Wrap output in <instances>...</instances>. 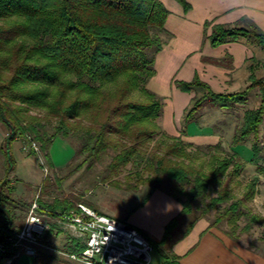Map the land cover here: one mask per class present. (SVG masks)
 <instances>
[{
    "label": "trees",
    "instance_id": "trees-1",
    "mask_svg": "<svg viewBox=\"0 0 264 264\" xmlns=\"http://www.w3.org/2000/svg\"><path fill=\"white\" fill-rule=\"evenodd\" d=\"M176 1L184 9L190 6L186 0ZM167 14L160 0H0V122L9 130L0 148L8 164L6 170L13 162L9 145L17 135L31 133L50 167L48 150L52 140L58 135H71L78 141L76 153L83 155L81 163L88 161L90 165L111 149L114 153L107 164V178L130 164L128 174L134 173L138 182L152 181L150 191L164 182L181 203L180 213L166 223L157 243L172 244V232L181 215L198 210L186 224L185 234L209 209L216 210L209 226L224 221V232L237 239L255 223L264 226V218L247 205L254 195L257 177L249 179L240 197L232 194L226 184L208 196L222 175L231 181L243 161L236 153L212 155L206 171L188 162L185 146L189 143L161 130L158 118L162 97L146 86L155 72V55L170 35L164 28ZM209 24L205 21L204 27ZM204 37L211 46L243 41L264 49V32L246 17L234 24H212L211 32ZM249 79L246 87L228 93L213 91L197 76L190 82L174 80L181 90L195 91L183 112L184 125L198 122L205 103L231 107L243 102L249 89L258 87V106L245 111L231 144L255 133L264 112V82L253 73ZM135 90L143 98L135 97ZM32 108L41 110L42 115L33 114ZM155 134L162 139L157 138L152 151H148L146 143ZM164 138L169 141L163 142ZM205 147L219 148L220 144ZM252 151L256 158L257 146L253 145ZM28 153L34 155L32 150ZM143 169L150 174L142 176ZM257 170L262 172L259 165ZM10 191L4 177L0 181V224L16 230L21 224H17L15 210L19 206L26 210L29 203L15 200ZM45 203L60 210L74 207L65 198ZM241 220L242 225L238 223ZM260 241L264 244V227ZM149 243L152 248L156 246L152 240ZM248 246L264 256V246ZM83 247L73 240L63 245L67 252ZM34 259V264H71L56 255L40 253ZM10 264L24 263L17 258ZM163 264L181 263L171 255Z\"/></svg>",
    "mask_w": 264,
    "mask_h": 264
},
{
    "label": "crops",
    "instance_id": "crops-1",
    "mask_svg": "<svg viewBox=\"0 0 264 264\" xmlns=\"http://www.w3.org/2000/svg\"><path fill=\"white\" fill-rule=\"evenodd\" d=\"M186 1L190 6L184 9L176 0H160L168 10L164 28L170 35L165 38L161 49L155 55V72L146 86L162 97V110L158 118L162 131L171 136H180L181 141L194 148L217 143L221 145L228 140L227 135L229 140L232 138L231 132H226L227 124H230V112H222L216 106L206 105L200 110L197 123L189 122L184 125L183 112L190 104V98L195 95V91L181 90L174 80L190 82L197 76L218 93L235 92L247 86L249 75L253 73L254 47L243 41L211 46L204 35L211 32L212 24H234L241 17L250 19L264 32V0ZM205 21L210 22L206 27ZM8 133L6 125L0 122V147ZM61 138L65 140L63 137H55L52 142L62 141ZM14 140L18 141L14 151L23 156L20 141ZM51 145L48 150L51 168H62L69 159L60 166L54 165L50 154ZM239 148L242 149L233 146L232 152L241 156ZM244 152L248 155L244 159L249 160V152ZM5 161L0 148V162L5 164ZM21 166L26 171L35 172L36 169L25 164ZM36 172L33 180L40 185V171ZM6 174L0 177V181ZM181 207L175 197L156 188L149 192L140 205L124 216V221L137 229L147 240H158L163 235L166 223L180 213ZM172 250L181 264H264V256L260 252L249 247L239 237L231 239L224 229L209 226L204 218L197 219L188 233L173 245Z\"/></svg>",
    "mask_w": 264,
    "mask_h": 264
},
{
    "label": "rangeland",
    "instance_id": "rangeland-1",
    "mask_svg": "<svg viewBox=\"0 0 264 264\" xmlns=\"http://www.w3.org/2000/svg\"><path fill=\"white\" fill-rule=\"evenodd\" d=\"M252 66V72L254 76L256 78L262 77L264 82V49L257 45L254 46V58L252 61ZM133 95L137 98H143V95L136 90L133 91ZM258 103L259 89L258 87H252L249 89L243 102L234 103L231 107H219L220 111L222 112H230L228 117L230 124H227L228 128H226V132H231V135L233 136L236 129L241 126L240 124L243 122V115L245 111L256 108ZM206 105L208 104L205 103L203 107ZM31 112L38 115H42L43 113L41 110L35 108H32ZM29 134L32 137L31 133L17 135L16 137V139L20 141L19 146L23 152V156L17 155V153L14 151V149H17L18 141L13 140L11 142L9 151L14 156V160H12L13 162L11 163V167H9L8 170H6L8 164L0 162V177L7 173L5 178L7 180V186L10 187V196L12 198L29 203V205L34 200L36 201L38 208H36L35 211L39 213L48 224V229H46L47 231L45 232L43 239L47 244L53 247V250H49L41 254L56 255L71 264H81L68 259L66 256L61 254L59 250L65 251L63 245L67 242H70V240L84 244L83 240L80 237L73 235L70 229L64 227L61 218L56 216V214L54 215V213L51 211L61 213H67L71 209L77 211V209H80L78 205L83 204L96 211V213L99 212L106 214L125 222L124 216L141 204L145 195L152 187V181L141 180L138 182L137 176L134 173L128 174L129 170H132V168H130V164H127L126 167L122 168L117 175L107 178V164L114 152L109 149L106 153L102 154L99 160H94L90 165L88 164V161L81 163V158L83 155L76 153V149L79 146L78 141L74 136L71 135L63 137L65 139L64 141L61 138L63 142L56 140L54 143L52 142L50 150L54 165L60 166L62 163H66L67 159H69V162L62 168H51L47 164L48 170L46 174H43V171L41 170L35 155L29 154V150L25 151V149H22V146L26 143V135ZM56 137L62 136L58 135ZM157 138L162 139L159 134H155L153 135L152 139L146 143L148 151H152L154 145L157 143L155 142ZM227 139L228 140H226V143L221 144L219 148H206L204 146L194 148L192 146L186 145V160L206 171L208 167V161L212 155L222 157L227 154L234 153L232 152L233 146L242 147V149L239 148L241 150H239L241 156L236 153V155L239 156V159L243 161V166L240 168L238 174L235 175L231 181H226L227 176L222 175L219 184L208 193V196L215 195L216 188H219L220 185L226 184V186L230 188L232 194L240 197L246 190L249 179L256 176L257 185L255 186V192L253 193L254 195L251 200L247 201V205L250 206L252 212L258 213L264 218V176L262 175V172L257 170V166L262 161L264 156V112L262 114L261 122L259 123L255 133H251L242 141L232 144V138L229 140L227 135ZM35 141L38 142L36 139ZM164 141L169 140L164 138L163 142ZM160 145L162 146L163 143ZM253 145L257 146L258 148V155L256 158H253ZM244 151L249 152V160L244 159V157H248V155H245ZM21 164H25V166L28 167H35L38 172L40 171V185L36 184L37 181L33 180V176L36 175L37 170L35 169V172L26 171L22 168ZM24 173H26V175ZM30 174L32 175L31 178ZM141 174L142 176H146L150 174V172L149 170L146 171L143 169L141 170ZM126 182L132 184V187L126 185ZM157 186V189L170 194V192L165 188L166 185L164 182L159 183ZM36 195L38 196L36 197ZM55 198L68 199L69 201L73 202L74 207L70 208L69 210H60L53 209L45 203L50 202ZM27 211L28 208L23 210L21 206L15 210V213L17 214L16 217L18 218L17 224L22 223ZM197 212L198 210H194L189 215L185 214L179 217L178 224L172 232V237L174 238L172 244H160L157 243L159 239L152 240L156 243V246L150 250V264H160L161 262L170 258L171 255L177 256L173 252L172 247L178 240L182 239L188 233L182 234L187 226L186 224L189 223V221L192 219V217H194L195 214H197ZM215 213V209H209V211L205 213V216L201 218L206 219L209 224V221L213 219ZM238 223L242 225L243 221L241 220ZM214 227L225 229L226 224L224 221H221L216 223ZM263 227V225L255 223L248 231L241 233L238 237L247 244L254 243L257 246L259 244L261 249L264 246V244H262L260 241V235ZM48 232L51 233L49 234ZM17 258L21 259L24 264L36 263L34 262V257L31 256L22 255L15 257L13 260H17ZM2 263H4V261H2Z\"/></svg>",
    "mask_w": 264,
    "mask_h": 264
},
{
    "label": "built area",
    "instance_id": "built-area-1",
    "mask_svg": "<svg viewBox=\"0 0 264 264\" xmlns=\"http://www.w3.org/2000/svg\"><path fill=\"white\" fill-rule=\"evenodd\" d=\"M25 142L22 149L33 151L43 174H46L48 166L38 142L30 135H26ZM259 166L264 176V156ZM78 207L77 211L71 209L67 213L51 211L61 218L64 227L84 242L81 250H59L61 254L81 264H149L152 246L137 229L106 214L96 213L83 204ZM36 208L38 205L34 200L16 230L0 224V260L4 261L3 264H10L18 256L35 257L53 250L43 239L48 224L35 211Z\"/></svg>",
    "mask_w": 264,
    "mask_h": 264
}]
</instances>
